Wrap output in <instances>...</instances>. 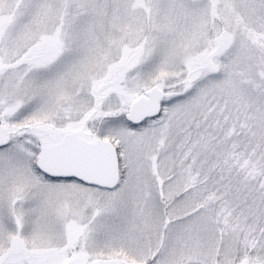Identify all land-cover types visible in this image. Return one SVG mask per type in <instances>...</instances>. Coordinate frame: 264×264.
<instances>
[{
  "label": "rangeland",
  "instance_id": "374dc122",
  "mask_svg": "<svg viewBox=\"0 0 264 264\" xmlns=\"http://www.w3.org/2000/svg\"><path fill=\"white\" fill-rule=\"evenodd\" d=\"M0 125V264H264V0H0ZM69 132L114 189L35 170Z\"/></svg>",
  "mask_w": 264,
  "mask_h": 264
},
{
  "label": "water",
  "instance_id": "95a60500",
  "mask_svg": "<svg viewBox=\"0 0 264 264\" xmlns=\"http://www.w3.org/2000/svg\"><path fill=\"white\" fill-rule=\"evenodd\" d=\"M163 92L151 87L144 96L133 101L125 121L138 125L156 117L161 109ZM0 126V147L3 145ZM36 169L55 179H76L83 184L103 189L114 188L119 181L118 157L114 146L106 140L87 142L76 133L65 134L58 144L42 147L35 159Z\"/></svg>",
  "mask_w": 264,
  "mask_h": 264
}]
</instances>
